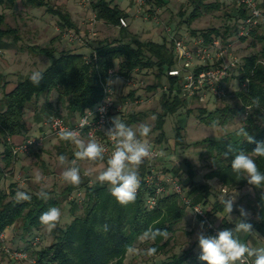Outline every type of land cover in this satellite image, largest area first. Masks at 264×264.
<instances>
[{
	"label": "trees",
	"instance_id": "16d2710c",
	"mask_svg": "<svg viewBox=\"0 0 264 264\" xmlns=\"http://www.w3.org/2000/svg\"><path fill=\"white\" fill-rule=\"evenodd\" d=\"M155 1L159 5L165 2V0ZM187 1L191 10L188 14L181 10L180 16L183 18L182 23H187L189 26L205 11L221 7L218 0ZM18 2L32 7L47 6V10L61 16L60 24L63 27L73 29L76 27L71 14L62 9H55L50 5L49 0H0V5L5 9L14 8ZM93 7L100 20L116 26L119 25L121 17L129 15L119 4H115L114 0H96L93 2ZM245 15L246 10L238 4L237 20L244 18ZM233 25L235 27V24ZM232 26L227 25L223 31L215 26L200 30L193 28L191 34L202 35L207 41H212L219 36L227 38L232 32ZM251 35L262 42V46L258 52L245 56L241 61L238 72L234 74L238 80L235 94L240 102L237 111L246 114L245 123L242 126H245L255 141L262 142L264 141V34L258 35L256 27ZM120 37L114 40L99 41L89 56L71 49L57 52L53 46H31V49H36L39 53L51 58V63L46 69L40 71L44 74L43 80L39 86L34 85L30 80L31 74H29L20 79L11 90L4 91L0 98V143L3 144V151L0 152V247L3 246L4 238L1 235H5L7 229L19 219L23 220L24 229L28 233H33V230L44 227L39 221L40 215L52 207L58 208L62 202L61 198L49 196V192H47L46 200L39 198L38 194L27 192L32 196L31 201L18 203L14 199L19 189L15 182L10 183L9 189L1 187L7 175L13 171L16 162V156L13 154L14 143L11 138L28 133L30 126L26 111L34 100L45 96L47 107L50 110L54 109L49 98L56 91L59 101L66 106L69 112L68 117L70 115L72 118L78 117L102 100L105 95V84L109 79V70L116 66L118 67L117 73L123 76L130 75L136 68L155 70L157 81L147 86L150 90H157L163 86L164 82L170 83V88L174 85L175 79L167 75V70L176 65L175 52L172 47L173 40L170 44L167 39L162 42L144 40L126 27H120ZM10 38L18 42L20 39L18 30L7 25L6 14L0 12V49L8 47ZM133 94L132 91L130 95ZM255 98L260 100L259 108L252 103ZM186 102L177 95L172 99L171 94L162 93L161 111L157 114L154 127L160 131L156 137L158 142H162L165 138L164 118L183 108ZM231 111L232 108L227 106L213 111L200 110L203 114L201 118L205 117L207 121L211 119L208 122H212L219 117L223 124L228 122V115ZM131 116L129 122L138 119L133 114ZM41 117V113L34 114L35 121L41 120ZM239 128L218 138L206 137L195 142V146L204 148L202 155L210 160L206 178H217L222 186L229 189L249 185L243 177L237 180L236 174L231 169L234 152L242 150L251 156V151L256 147L255 143H248L242 137L236 136ZM181 129L183 127L179 124L176 128L178 143H183ZM229 146L233 151H229ZM225 152H228L226 158L223 156ZM253 159L259 170L264 172V158L253 157ZM187 162V172L191 179V182L186 184L187 188L189 187L188 193L193 195L196 202L202 201L208 204L209 197L212 195L211 186L194 181V169L191 163ZM145 170V166L141 165L139 169L141 183L136 201L127 206H122L116 201L107 185H101L99 182L93 184L84 182L81 185L85 192V198L80 206L82 211L76 213L79 206L76 203L79 202L73 201L71 210L75 211L71 221L65 226L58 225L53 230L54 239L51 243L41 248H34L33 252L38 263L130 264L126 262V246H135L139 237L150 226L167 230L169 234L172 233L175 225L185 216L187 209L181 198L172 192L161 196L156 206L149 209L145 201L148 190L142 180ZM179 170L180 166L177 165L171 171L181 180ZM252 188L259 207L258 217H264V201H262L264 189L254 186ZM222 210L221 203L214 201V206L210 209L211 213L214 215ZM248 222L252 223L253 229H257L264 236V219H249ZM222 223L230 228L225 220ZM105 224L109 226L107 232L102 229ZM169 241L170 238L165 240L158 237L156 241L151 242L149 247H155L157 254H165ZM200 254L199 247L189 248L181 253H173L161 260H152L145 264H206L199 259Z\"/></svg>",
	"mask_w": 264,
	"mask_h": 264
},
{
	"label": "rangeland",
	"instance_id": "374dc122",
	"mask_svg": "<svg viewBox=\"0 0 264 264\" xmlns=\"http://www.w3.org/2000/svg\"><path fill=\"white\" fill-rule=\"evenodd\" d=\"M94 1L96 0H49L50 5L55 9H62L71 14L72 21L76 23V27L73 30L76 32L77 38H69L65 35L69 27H63L60 24L62 20L61 16L47 10V6L32 7L18 2L14 8L5 9L0 5V12L6 14L7 25L18 30L20 39L17 43L12 38L8 39L10 44L15 45L14 51L8 57V60L18 75L25 77L34 71H43L51 63V58L39 53L36 49H28L29 45L53 46L57 52L63 49L80 51L83 47L93 49L101 40L121 38L119 26L107 23L99 18L93 20L96 12L93 7ZM218 1L221 4L219 9L205 11L190 26L187 23H182L183 18L180 16L181 10L187 14L191 10V6L187 0H165L162 5L157 4L155 0H147L140 14L136 13L134 8L129 9V0H114V3L119 4L129 14L126 17L128 22L126 28L144 40L161 42L163 39H167L170 44L172 38L188 39L191 36V29L193 28L200 30L215 26L220 27L223 31L227 25L232 26L235 24V27H233L234 25L232 26L231 34L227 38H224L226 42L230 40L232 43L233 54L242 61L245 56L258 52L262 46V42L258 41L254 35L242 38L237 36V29L240 23V19L237 20L236 16L238 0ZM260 1L263 6L264 0ZM168 28L170 29L169 31ZM257 34H264V24L257 27ZM80 36L86 40H80ZM19 44H22V46L19 47ZM91 51L86 56H89ZM137 75V84L135 86L127 85L120 77L114 78L116 100L123 110L120 113L122 121L134 129L138 128L141 124L151 126V132L147 140L155 142L158 148L165 153L164 157H160L154 161V165L162 166L169 171L174 166L179 165V175L182 178V182L190 183L191 179L187 172V161H189L195 172L194 181L208 184L206 173L209 171L210 160H207L202 155L204 148L195 146V142L206 137L218 138L244 125L246 114L237 111L240 105L235 94V90L238 88L237 78L234 80L235 77L232 76L228 80L230 89L222 98L209 96L206 101H201L196 97L187 99L186 105L183 108L175 113L168 114L163 120L165 138L162 142H158L156 137L160 131L154 129V127L157 114L161 111V92L160 88L157 90L147 88V86L157 81L155 70L144 69L138 72ZM5 80L6 76H0V84L5 83ZM13 87H8L7 91ZM132 91L134 94L130 95ZM2 94L3 91L0 90V96ZM49 101L54 109L50 110L47 107L45 96H41L38 100H34L26 111L27 116H29L27 117L29 126L32 123L31 118L34 117V112L41 113L42 115L41 120L31 125L32 127L30 126L28 131V136H45L42 146L32 150L30 153L21 154L16 157L13 171L7 175L1 187L9 189L10 183L15 182L19 190L31 194H38L43 187L46 192H49V196L62 199L61 204L58 206L61 210V220L58 225L65 226L71 221L73 212L75 211L71 210L73 201L79 202H75L79 205L76 213L82 211L80 209L82 202L75 198L78 192L84 191V187L81 185L84 182H88L89 184L97 182L95 177L106 166L107 160L104 159V161H97L95 163L78 161L77 164L81 172V183L79 186L70 185L62 180L61 173L65 166H61L57 158L59 155H65L71 161L75 158L73 153L76 149L73 144L60 140L59 136H46L47 126L44 124V118L49 112L51 114L54 110L53 113H60L68 121L72 120V115L68 117L69 112L66 106L59 101L56 91L50 95ZM226 106L232 108V111L229 113V120L225 124L220 122L219 117H216L212 122H208L211 119L207 121L205 117L201 118L203 114L200 110L202 109L213 111ZM132 114L138 119L129 122ZM179 124L183 127L181 129L183 143L176 141V128ZM2 147L3 144L0 143V149ZM88 169L92 170V175L90 176L84 175ZM36 171L41 172L44 176L41 184L33 182V176ZM210 186L212 195L209 197V205L211 207L214 206V201H220L221 196L237 192L239 195L235 201L232 213L237 214L238 208L242 206L245 209L244 204L248 203V212H251L252 216L258 218L259 207L252 186L245 185L235 189L227 188V192L223 191L224 186L219 184L218 181ZM213 216L215 218L216 216L212 214L214 220ZM198 222H200V225L202 224L201 220L190 209H187L185 216L175 225L174 231L168 235L170 241L166 248L167 253L156 254L153 257L127 254L126 262L130 264H145L152 260H161L173 253H181L189 248H196L198 244L197 233L200 231H204L205 233L206 231L205 226L203 225V229H201ZM7 230V235H4L3 238V246L0 247V264H39L33 252L34 248L48 245L54 239L53 231L48 232L45 227L33 230V233H28L24 229L23 220L21 219ZM151 242H141L139 240L135 247L146 249ZM16 250L28 251L29 257L27 259L14 257L13 253Z\"/></svg>",
	"mask_w": 264,
	"mask_h": 264
},
{
	"label": "clouds",
	"instance_id": "9594fccd",
	"mask_svg": "<svg viewBox=\"0 0 264 264\" xmlns=\"http://www.w3.org/2000/svg\"><path fill=\"white\" fill-rule=\"evenodd\" d=\"M44 78V74L40 71H34L30 75V80L34 85L39 86ZM113 81H109L112 83ZM252 103L259 108V98L253 99ZM102 110V109H101ZM87 120L80 121V127L87 125ZM112 127L109 128L105 135L112 142V150L107 158L106 166L99 171L95 179L101 185H107L111 195L116 201L122 205L134 203L140 188L139 169L146 160L154 157H164L163 151H155L154 146L148 142L147 137L151 132V126L141 124L138 128L128 126L121 121L119 116L112 119ZM215 126V125H213ZM59 139L69 142L75 146L73 153L74 159L69 161L65 155L58 156V162L61 166H65L61 173V178L65 183L73 186H79L81 183V172L78 167V161H89L95 163L104 161L105 153L108 149L96 139L89 138L85 140L77 131L63 129L58 133ZM236 136L242 137L248 143H255L256 147L251 151V156L245 151L239 150L234 152V158L231 160V169L236 174L237 180L241 177L247 180V183L259 189H264V172H261L253 157L264 158V141L257 142L254 137L246 130L245 126L240 127L236 131ZM31 143V142H30ZM229 151H233L229 146ZM226 158L228 152L223 153ZM84 175H92V170L88 169ZM44 176L41 172L36 171L33 176V182L41 184ZM239 193L235 192L230 195L220 197V203L223 206L221 213L216 216L218 218L226 217L232 220L231 213L234 210V204ZM39 198L46 200L48 193L42 187L38 193ZM16 202L31 201L32 196L23 191L17 190L14 197ZM264 201V197H262ZM240 217L235 221V227L232 229L225 228L219 231L216 236L205 235L203 231L197 233L198 245L201 250L199 259L206 264H264V244L261 246H253L251 242H245L242 238L252 236L261 241L254 231L252 223L248 222L250 213L242 206L238 208ZM264 219V217H258ZM61 220V210L52 207L42 213L39 217L40 223L48 232L55 230ZM104 232L109 230L107 224L102 226ZM203 229V224H201ZM168 231L159 228L149 227L139 237L141 242L156 241L158 237L167 240ZM126 254L153 257L157 254L155 247H147L146 249H138L133 245L126 246Z\"/></svg>",
	"mask_w": 264,
	"mask_h": 264
},
{
	"label": "built area",
	"instance_id": "2783aa9c",
	"mask_svg": "<svg viewBox=\"0 0 264 264\" xmlns=\"http://www.w3.org/2000/svg\"><path fill=\"white\" fill-rule=\"evenodd\" d=\"M131 1L134 11L139 14L142 13L147 0ZM238 4L246 10V15L240 19L237 36L239 38L248 37L256 27L264 24V7L260 0H238ZM96 18L98 17L95 12L93 20ZM118 26L127 27V18L121 17ZM65 35L69 38L78 37L73 28L70 27L66 30ZM79 38L86 40L82 36ZM172 40L176 65L167 70V75L173 77L175 83L170 88V83L164 82L163 86L160 87L161 95L166 92L171 94L172 99L177 95L185 100L196 97L201 101H206L209 96L215 98L225 96L230 89L228 80L238 72L241 65V60L232 52L230 40L226 42L223 37L219 36L212 41H207L202 35H192L188 39L172 38ZM117 69L116 66L109 70V79L105 84V95L102 100L87 109L75 120L67 121L65 117L56 113L47 114L44 118V124L47 126L46 136H58V133L63 129L77 131L86 140L92 138L102 143L108 149L105 153L107 160L113 145L105 133L113 126L112 119L123 111L122 106L116 100L114 78L120 77L127 85L135 86L137 74L141 71V69L136 68L130 75L123 76L117 73ZM109 81L113 82L109 83ZM81 120L88 122L83 128L80 127ZM44 139V135L28 136L21 143L13 146V154L18 157L21 154L30 153L32 150L41 147ZM148 142L154 146L155 151H161L155 142ZM159 158L154 157L142 164L146 169L142 180L148 190L145 199L147 207L153 209L161 196L172 192L181 198L186 209H190L201 220L206 229L205 235L216 236L219 231L228 228L213 220L208 204L202 201L196 202L193 196L188 193L187 186L172 171L154 165V161ZM223 191L227 192V187H223ZM75 198L82 202L85 198V192H78ZM3 236L4 234L1 235V237ZM13 256L27 259L29 252L16 250Z\"/></svg>",
	"mask_w": 264,
	"mask_h": 264
},
{
	"label": "crops",
	"instance_id": "0c3cea01",
	"mask_svg": "<svg viewBox=\"0 0 264 264\" xmlns=\"http://www.w3.org/2000/svg\"><path fill=\"white\" fill-rule=\"evenodd\" d=\"M129 5H131V6H129ZM129 5H128V7H130L129 9L131 10L132 8H133V3H132V1L131 0H129ZM122 8V7H121ZM123 9V8H122ZM76 24V23H75ZM191 36H192V34H191ZM190 37V36H189ZM163 38H164V36H163ZM164 40V39H163ZM155 41V40H154ZM157 42H160V41H157ZM162 42V41H161ZM15 43V42H14ZM17 43V42H16ZM20 46L19 47H21L22 46V44H19ZM34 46V45H33ZM96 46V45H95ZM14 47H15V45H12V44H10V42H9V45H8V47H6V48H3V49H0V76L2 77V76H6V80H5V83L3 82V83H1L0 84V90H2L3 91V94H4V91H7V89H8V87H11V86H15V84L20 80V79H22V78H24V77H22V76H19L18 75V73L15 71V69L12 67V64H11V62L8 60V57L9 56H11L12 55V52L14 51ZM29 48L28 49H30V47H31V45H29L28 46ZM91 48H89V47H83V48H81L80 49V51L79 52H81V53H83V54H88L89 53V51H91V50H93V49H91ZM92 52V51H91ZM175 59H176V55H175ZM15 65V64H14ZM148 70V69H147ZM31 74V73H30ZM29 75V74H28ZM27 76V75H26ZM11 90V89H10ZM3 94L0 96V98H2V96H3ZM33 114H35V112L33 113ZM118 116H119V118L121 119V121L123 120L121 117H122V115H120V114H117ZM121 116V117H120ZM77 117H73L72 118V120H75ZM32 122V123H31ZM31 125H34L35 123H36V121H35V119H34V117H32L31 118ZM30 125V126H31ZM32 127V126H31ZM30 129V128H29ZM38 132H40L39 130H38ZM28 135H29V133H27V134H25V135H17V136H13L12 138H11V140H12V143H14V145L15 144H18V143H21L25 138H27L28 137ZM83 139H85V138H83ZM86 140V139H85ZM3 151V147L0 149V152H2ZM208 179V178H207ZM216 181H218L219 182V184H221L220 183V181L217 179V178H210V179H208V184L209 185H214L215 183H216ZM184 183V182H183ZM185 185L187 184V183H184ZM222 185V184H221ZM188 189H189V187H188ZM253 195H254V193H253ZM241 204H243V203H241ZM249 204L247 203V204H244V206H245V210L248 212V209H249V207H247ZM208 206H209V208L211 209L212 207L209 205V203H208ZM222 211H220V212H217L216 214H214L215 216L218 214V213H221ZM250 213V217H249V219H251V220H257L258 218H255L254 216H252L251 215V212H249ZM231 216H232V220L231 221H229L226 217H224V218H218L217 216H216V218L214 217V221L217 223V224H221V225H223V223H222V221L223 220H225V222H227L229 225H230V228L229 229H232V228H234L235 227V221L240 217V213H239V211L237 210V214H235V213H231ZM198 224L200 225V222H198ZM201 226V225H200ZM8 231V230H7ZM7 231L5 232V235H7ZM254 231L258 234V236H259V238H264V236L257 230V229H254ZM204 232V231H203ZM245 242H251V244L253 245V246H261L262 244H264V241H261V240H259V239H257V238H255V237H252V236H248V237H243L242 238ZM199 247V245L197 244V246H196V248H198Z\"/></svg>",
	"mask_w": 264,
	"mask_h": 264
}]
</instances>
